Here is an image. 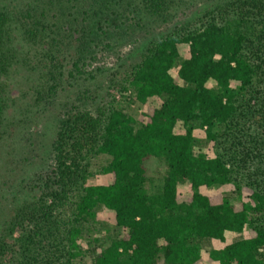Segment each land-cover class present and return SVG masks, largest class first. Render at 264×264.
Masks as SVG:
<instances>
[{
	"label": "trees",
	"instance_id": "trees-1",
	"mask_svg": "<svg viewBox=\"0 0 264 264\" xmlns=\"http://www.w3.org/2000/svg\"><path fill=\"white\" fill-rule=\"evenodd\" d=\"M25 1V14L0 8L1 75L20 39L46 44L40 54L52 60L56 34L69 29L60 19L48 23L52 3ZM82 1L97 6L83 10L84 22L97 24L78 37L85 47L107 16L102 9L115 14L118 0ZM141 1L159 15L188 0ZM197 22L149 42L121 86L134 110L75 105L57 119L51 164L35 174L37 194L7 218L0 201V264H77L83 256L87 264H207L203 239L223 241L226 231L244 229L247 237L210 250L207 261L264 264V0H225ZM54 66L39 75L35 104L55 99ZM3 94L0 83V128ZM98 175L110 180L94 181ZM202 185H230L231 195L203 194ZM100 210L113 217L110 228L99 222L108 242L84 249Z\"/></svg>",
	"mask_w": 264,
	"mask_h": 264
},
{
	"label": "rangeland",
	"instance_id": "rangeland-1",
	"mask_svg": "<svg viewBox=\"0 0 264 264\" xmlns=\"http://www.w3.org/2000/svg\"><path fill=\"white\" fill-rule=\"evenodd\" d=\"M45 1L52 3L50 13L47 15L48 23L60 19L67 28L69 27L64 30L60 28V34H56L58 35L56 36L58 46L54 52L56 59L51 60L41 55L43 51L40 49H48L46 44L38 48L20 39L17 55L7 74H0L6 104L0 128L4 135L0 141V201H3L6 209L4 218H7L24 198L37 194L38 189L34 187L35 174L51 164L49 150L57 119L75 105L94 108L96 105L107 104L126 111L134 110L130 91L123 90L121 86L133 65L141 59L149 42L180 26L197 25L198 18L207 9L225 0L179 2L159 15L151 14L144 8L141 0H118L114 6L115 14L108 15V12L101 8L100 11L103 13L105 11L107 16L105 15L104 21L100 24L101 29L90 34V38L94 40L85 47L83 41H80L82 38L77 40L78 37L82 36L84 29L88 31L90 26L96 28L97 24L91 25L90 19L84 22L83 10L97 6L84 5L82 0H64L60 4L55 0ZM2 6L14 7L22 14H25L28 8L25 0H0V8ZM26 21L29 19L23 18V23ZM74 59L78 60V67L72 64ZM48 65H58L54 66L53 71L59 78L55 99L50 102L51 104L45 100L35 104L34 91L43 82L39 75L49 69ZM159 101L153 99V103ZM41 143L45 146L41 147ZM204 149H210V145L204 144ZM147 165L153 170L156 161L150 160ZM93 180L109 181L110 177L98 175ZM160 185L161 182L156 181L151 190L155 191ZM199 190L203 194L222 192L231 195L232 187L202 185ZM178 191L188 193L187 184H178ZM97 220L98 222H91L96 231L88 233L89 236L82 242L84 249L99 251L100 246L108 242L104 237L105 228H110V224L113 223L112 214L107 210H100ZM99 222L105 224L104 229ZM247 236L248 231L244 229L239 233L226 231L223 241L203 239L201 243L203 261L207 264H219L217 261H207L208 252ZM89 262L90 258L83 256L77 264Z\"/></svg>",
	"mask_w": 264,
	"mask_h": 264
}]
</instances>
